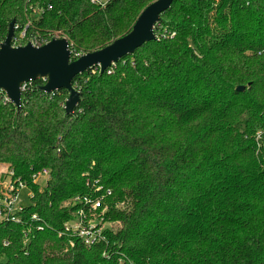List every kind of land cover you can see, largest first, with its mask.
<instances>
[{
    "label": "trees",
    "instance_id": "16d2710c",
    "mask_svg": "<svg viewBox=\"0 0 264 264\" xmlns=\"http://www.w3.org/2000/svg\"><path fill=\"white\" fill-rule=\"evenodd\" d=\"M153 1L0 0V44L15 19L12 45L64 37L74 60ZM154 32L77 75L72 114L45 79L19 111L0 90V197L9 178L31 191L0 219V264H264V0H173ZM80 208L105 224L92 244L65 228Z\"/></svg>",
    "mask_w": 264,
    "mask_h": 264
},
{
    "label": "water",
    "instance_id": "95a60500",
    "mask_svg": "<svg viewBox=\"0 0 264 264\" xmlns=\"http://www.w3.org/2000/svg\"><path fill=\"white\" fill-rule=\"evenodd\" d=\"M173 0H155L139 14L131 30L113 40L105 47L90 51L72 60V51L64 37L53 38L36 47L28 42L14 47L15 19L9 25L8 33L0 44V90L19 111L21 108L22 87L24 84L46 79L39 89L52 93L67 90L65 111L72 114L77 106L80 94L72 85L74 78L97 65L104 73L113 64L150 41L156 40L155 25L161 20V14L168 10ZM244 87L237 88L238 91Z\"/></svg>",
    "mask_w": 264,
    "mask_h": 264
},
{
    "label": "built area",
    "instance_id": "2783aa9c",
    "mask_svg": "<svg viewBox=\"0 0 264 264\" xmlns=\"http://www.w3.org/2000/svg\"><path fill=\"white\" fill-rule=\"evenodd\" d=\"M90 3L104 7L109 0H89ZM26 31L21 34V37H24ZM19 38H15V41ZM32 45L39 47L45 43H42L40 40L34 38L29 41ZM14 47H17L13 45ZM20 46V45H19ZM22 46V45H21ZM46 80V79H45ZM32 82L26 83L22 87V92L25 90L26 86ZM7 101L9 99L5 95ZM260 136H257V147L263 148L264 150V141L260 140ZM49 175V171L47 169H43L36 174H34L33 178L37 181L39 176H45L46 178ZM27 187V185L21 181H12L10 178L5 181L4 188L5 191L3 193V197H0V219H17V213L22 210L23 206L17 204L19 193L22 188ZM109 193V192H108ZM83 205L88 208L90 212H94L100 208H102V199L93 200L89 197H84L82 199ZM103 210V209H102ZM78 219L70 221V223L66 224V230L71 232L73 235L80 237L86 244H92L102 238V230L105 226L100 224V221L95 220L92 221V218L86 219V213L84 208H80L77 212ZM34 219H38L36 215L32 216Z\"/></svg>",
    "mask_w": 264,
    "mask_h": 264
},
{
    "label": "rangeland",
    "instance_id": "374dc122",
    "mask_svg": "<svg viewBox=\"0 0 264 264\" xmlns=\"http://www.w3.org/2000/svg\"><path fill=\"white\" fill-rule=\"evenodd\" d=\"M37 182L40 187H43L46 183V177L45 176H39L37 179ZM5 184V181H4ZM30 196H31V191L28 187H24L21 189L18 197L17 204L20 206H28L30 205ZM98 217L97 213L92 216V221H95L96 218Z\"/></svg>",
    "mask_w": 264,
    "mask_h": 264
}]
</instances>
